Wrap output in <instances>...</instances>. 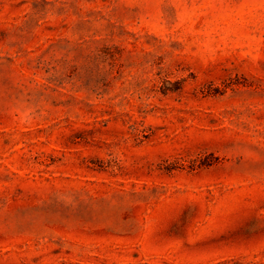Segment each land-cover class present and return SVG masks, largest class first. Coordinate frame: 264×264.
Returning <instances> with one entry per match:
<instances>
[{
	"label": "rangeland",
	"instance_id": "rangeland-1",
	"mask_svg": "<svg viewBox=\"0 0 264 264\" xmlns=\"http://www.w3.org/2000/svg\"><path fill=\"white\" fill-rule=\"evenodd\" d=\"M0 264H264V0H0Z\"/></svg>",
	"mask_w": 264,
	"mask_h": 264
}]
</instances>
